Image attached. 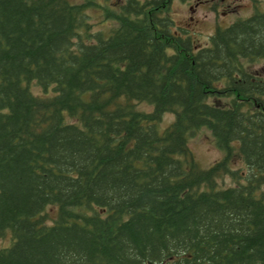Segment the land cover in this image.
Wrapping results in <instances>:
<instances>
[{
    "label": "trees",
    "instance_id": "1",
    "mask_svg": "<svg viewBox=\"0 0 264 264\" xmlns=\"http://www.w3.org/2000/svg\"><path fill=\"white\" fill-rule=\"evenodd\" d=\"M172 1L0 0V264H264V7L203 45Z\"/></svg>",
    "mask_w": 264,
    "mask_h": 264
},
{
    "label": "rangeland",
    "instance_id": "2",
    "mask_svg": "<svg viewBox=\"0 0 264 264\" xmlns=\"http://www.w3.org/2000/svg\"><path fill=\"white\" fill-rule=\"evenodd\" d=\"M72 2H83L85 0H71ZM93 3L88 12L91 14L92 21L95 23L93 31L109 30L117 22L114 18L106 17V10L115 9L124 0H91ZM199 0H173L170 6V14L176 20L177 25L183 26L193 33L199 43L205 45L209 42L210 36L218 26L227 27L239 17H248L255 11V7H264V0H206L199 4ZM193 10H192V8ZM251 69L260 70L264 73V58H259L249 62ZM39 92L38 86L33 87ZM226 101V100H224ZM141 109L151 110L152 106L143 103ZM173 119L172 114L165 116L164 125ZM162 129L164 127L162 126ZM190 146L198 164L202 168H208L213 163L221 159L223 151L217 147L212 132L206 128H201L195 136L190 139ZM243 162L237 159L233 165L235 168H242ZM230 179L226 178V183ZM56 208H50L51 215L56 213ZM11 234L0 238V247L10 245Z\"/></svg>",
    "mask_w": 264,
    "mask_h": 264
},
{
    "label": "flooded vegetation",
    "instance_id": "3",
    "mask_svg": "<svg viewBox=\"0 0 264 264\" xmlns=\"http://www.w3.org/2000/svg\"><path fill=\"white\" fill-rule=\"evenodd\" d=\"M204 1H206V0H199V2L198 3L196 2V4H199V3L204 2ZM192 10H193V8H192Z\"/></svg>",
    "mask_w": 264,
    "mask_h": 264
}]
</instances>
